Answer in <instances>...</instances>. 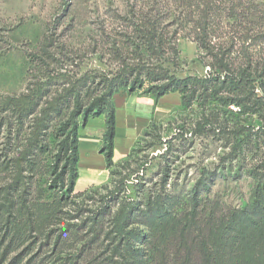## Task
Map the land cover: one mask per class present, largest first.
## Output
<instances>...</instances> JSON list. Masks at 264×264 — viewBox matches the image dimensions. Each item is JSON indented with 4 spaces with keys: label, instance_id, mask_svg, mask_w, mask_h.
Masks as SVG:
<instances>
[{
    "label": "trees",
    "instance_id": "1",
    "mask_svg": "<svg viewBox=\"0 0 264 264\" xmlns=\"http://www.w3.org/2000/svg\"><path fill=\"white\" fill-rule=\"evenodd\" d=\"M236 1L133 0L122 9L115 8L118 26L110 28L111 24L104 23V30L115 36L113 49L119 68L103 74L97 83L100 95L88 105L85 96L95 93L92 84L88 85L91 76L86 73L74 78L60 67L50 69L49 58L55 54L48 44L41 48L36 54L38 81L19 95L0 96V111L14 117L22 129L32 121L30 133L22 135L23 149L16 157L0 162V176L5 172L12 176L10 183L0 186L1 261L20 248L23 241L16 242L17 234L29 230L48 238L51 232L46 231L45 222L58 218L52 206L32 203L25 196V172L35 175L37 157L51 152L46 138L51 128L62 136L49 164L56 174L50 186L60 192L58 201L92 200V192L98 188L75 192L79 129L91 118L104 115L106 130L100 151L105 154L110 187L100 195L92 220L109 221L118 239L119 258H113L112 264H264V172L254 175L253 191L240 206L228 204L219 194L212 195L217 178H238L256 171L247 165L253 150L259 158L264 157V67H254L253 54L245 48V61L235 64L233 42L215 40L220 37L216 18L232 16ZM181 36H193L210 58L206 76H177ZM52 78L65 79L69 85L54 93L48 83ZM121 89L130 95L143 90L156 101L179 92L187 115L180 125V143L194 137L205 142L222 140L217 145L223 152L221 163L213 164L211 155L205 156L200 177L187 183V189L185 178L173 175L172 162L163 155L150 181L147 170L151 163H139L136 146L142 137L156 139L161 121L145 128L127 156L115 161L114 94ZM61 163L62 172H58ZM260 166L264 168V159ZM179 184L183 187L178 192ZM21 254H15L9 264L18 263Z\"/></svg>",
    "mask_w": 264,
    "mask_h": 264
},
{
    "label": "rangeland",
    "instance_id": "2",
    "mask_svg": "<svg viewBox=\"0 0 264 264\" xmlns=\"http://www.w3.org/2000/svg\"><path fill=\"white\" fill-rule=\"evenodd\" d=\"M74 1L72 3L71 0H0V96L19 95L38 81L37 71L40 67L36 54L45 44H48V49L55 54L49 58L50 69L60 67L61 72L70 71L74 78L87 73L91 76L92 82L95 78L94 83L91 81L88 83L92 84L91 91L95 88V93L85 96L87 105L93 97L100 95L98 81L102 79L103 74L115 72L119 68L113 49L115 36L108 31L109 29L104 30V23L111 24L110 28L118 26L119 22L114 17L115 8L122 9L133 0ZM227 7L230 5L227 4ZM216 22L219 24L217 34L220 37L215 40L226 41L228 44L233 42L232 57L236 58L235 64L245 61L246 57H243L242 50L245 48L253 54L252 65L258 69L264 67V0H237L232 16L223 14V17L216 18ZM178 47L180 55L177 76L181 78L190 75L206 76L210 69V58L199 48L193 36H181L178 39ZM48 83L54 93L62 92L63 88L69 85L61 78H52ZM260 89L257 85V92H260ZM120 92L124 95L127 93L125 89L119 90ZM139 93L144 92L139 90L132 95ZM183 111L184 108L181 106L175 108L161 121L155 131L157 137H153L156 139L142 137L136 146V149L140 150L136 158L144 166L151 163L147 173L148 179L152 181L158 163L164 158L161 156H167L172 162L173 175L181 179L184 177L183 183H186L188 189L190 185L187 183H193L200 177V170L206 162L205 156L211 155L210 162H214L213 164L221 163L223 152H220L221 149L217 145L223 141L216 139L214 142L212 140L205 142L194 137L184 144L180 143L179 130L182 129L180 125L187 116ZM70 112L71 110L67 112L68 115ZM14 120L11 115L0 111V162L16 157L24 147L22 142L25 136L22 135L31 131L32 121H27L22 129ZM78 120L81 121L82 117L80 116ZM100 127V121L96 120L90 130L95 131ZM84 128L85 125L81 124L80 148L82 151H89L91 142L89 143L84 133H81ZM46 138L51 143V152L37 157L39 162L35 175L25 172L28 176L25 196L32 203L49 204L54 208L58 218L45 222L46 231L51 232L48 238L36 236L35 233L30 234L29 230L21 235L17 234L16 242L23 241L20 248L4 261L0 260V264H9L19 251H22V254L16 264H112L113 258H119L116 250L118 239L114 238L109 221L104 219L94 223L92 220L93 209L96 210L101 203L100 195L106 193V188L110 187L109 170L104 171L107 177H104L103 181L90 186L93 189L98 188L97 192H92L91 201L77 198L75 201L63 199L60 203L58 201L60 192L50 186L56 174L51 171L49 164L53 161V155L58 150L57 145L62 136L54 133L51 128ZM81 150L79 149L80 153ZM262 159L253 150L247 158V165L256 171L247 172L238 178H217L212 195L219 194L232 206L242 205L253 191L254 175L264 172V168L260 166ZM62 167L63 163L57 168L58 172H62ZM84 170L82 159L80 173L85 174ZM11 181L10 172L1 174L0 186H5ZM68 183L67 175L65 188ZM179 185L178 192L183 187V184ZM9 240L10 236L6 243Z\"/></svg>",
    "mask_w": 264,
    "mask_h": 264
},
{
    "label": "crops",
    "instance_id": "3",
    "mask_svg": "<svg viewBox=\"0 0 264 264\" xmlns=\"http://www.w3.org/2000/svg\"><path fill=\"white\" fill-rule=\"evenodd\" d=\"M140 93L134 95L126 93L124 95L122 92H117L114 94L116 106L115 161L127 156L142 131L152 122L162 121L175 108L182 107V99L179 92L168 93L157 101L152 94ZM96 120L100 121L101 127L95 131L90 130ZM90 126L92 127L90 128ZM105 130L106 118L104 115L91 118L85 128L81 130V133L83 132L88 139L87 141L91 142V147L89 151H82L79 148L81 153L78 164L79 177L75 185L76 192L83 191L107 177V173H104V171L108 172L105 154L100 151V147L104 143ZM81 144L82 142L80 147ZM82 159H84L85 174L80 173Z\"/></svg>",
    "mask_w": 264,
    "mask_h": 264
},
{
    "label": "built area",
    "instance_id": "4",
    "mask_svg": "<svg viewBox=\"0 0 264 264\" xmlns=\"http://www.w3.org/2000/svg\"><path fill=\"white\" fill-rule=\"evenodd\" d=\"M234 109H236V107H234Z\"/></svg>",
    "mask_w": 264,
    "mask_h": 264
}]
</instances>
